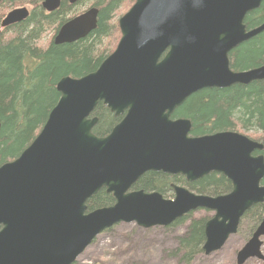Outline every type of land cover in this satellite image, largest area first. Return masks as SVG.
I'll list each match as a JSON object with an SVG mask.
<instances>
[{
	"label": "water",
	"instance_id": "95a60500",
	"mask_svg": "<svg viewBox=\"0 0 264 264\" xmlns=\"http://www.w3.org/2000/svg\"><path fill=\"white\" fill-rule=\"evenodd\" d=\"M5 0H0V3ZM62 0H44L51 12ZM75 4L79 0H69ZM264 0H136L119 18L121 39L93 72L57 83L60 98L32 143L0 166V264H74L105 230L119 223L170 226L201 209L203 252L220 250L244 214L264 203V144L237 131L191 136L190 119H172L190 96L264 80V65L236 71L231 52L264 32L249 13ZM27 7L7 13L3 28L25 21ZM95 7L74 16L54 38L73 43L97 28ZM102 102L122 120L104 137L94 134ZM2 124L0 122V133ZM196 182L215 172L232 184L210 196L173 185L174 198L133 190L148 172ZM112 206L88 210L100 190ZM264 217L238 251L237 262H264Z\"/></svg>",
	"mask_w": 264,
	"mask_h": 264
},
{
	"label": "trees",
	"instance_id": "16d2710c",
	"mask_svg": "<svg viewBox=\"0 0 264 264\" xmlns=\"http://www.w3.org/2000/svg\"><path fill=\"white\" fill-rule=\"evenodd\" d=\"M135 2L79 0L70 5L63 1L60 8L51 13L43 9L42 0H5L0 3V26L13 8L24 4L31 7L25 21L7 28L1 27L0 30V166L17 158L38 135L60 98L57 83L64 77L79 78L95 71L114 52L121 39L118 20ZM83 5L87 8L84 9ZM92 7L99 10L98 25L94 31L73 43H54L56 34L68 19ZM263 22L264 1L245 20L248 30ZM230 59L236 71L264 65V32L234 49ZM93 116L99 119L93 129L99 137L107 136L123 118L116 117L102 102ZM172 117L190 119L191 136L194 137L229 130L240 133L254 131L248 136L264 144V80L226 89H203L190 96L174 111ZM262 183L264 185V180ZM174 184L210 196L232 190L231 182L215 172L196 182H188L181 175L153 171L143 175L134 189L157 191L165 198H172ZM114 203L113 195L102 189L89 199L87 207L92 211ZM193 214H187L170 226L190 221L174 249L175 255L178 252L183 254V264H191L195 256L203 252L208 217L194 219ZM263 217L264 203H260L247 211L241 222L243 219L250 220L252 226L249 234L252 235Z\"/></svg>",
	"mask_w": 264,
	"mask_h": 264
},
{
	"label": "rangeland",
	"instance_id": "374dc122",
	"mask_svg": "<svg viewBox=\"0 0 264 264\" xmlns=\"http://www.w3.org/2000/svg\"><path fill=\"white\" fill-rule=\"evenodd\" d=\"M20 7L31 9L26 4L15 8ZM82 7L87 8L85 5ZM241 133L250 135L254 131ZM213 215V211L201 209L195 211L192 218L208 217L209 220ZM188 223L190 221L174 227L170 225L148 229L139 227L136 223H119L100 234L75 264H183V254L178 252L179 254L175 255L174 249L178 246L177 239L186 232ZM251 226L250 220L243 219L238 232L232 235L220 250L209 255L198 253L191 264H238V251L253 235L249 234ZM262 252L264 254V245ZM244 264L264 262L253 258Z\"/></svg>",
	"mask_w": 264,
	"mask_h": 264
},
{
	"label": "flooded vegetation",
	"instance_id": "af4514ba",
	"mask_svg": "<svg viewBox=\"0 0 264 264\" xmlns=\"http://www.w3.org/2000/svg\"><path fill=\"white\" fill-rule=\"evenodd\" d=\"M43 1H44V0H42V3H41V4H43ZM63 1L67 2V3L70 4V5H74V4L71 3L69 0H62V1H61V4H62ZM75 4H76V3H75ZM60 6H61V5H60ZM60 6H59L57 9H59ZM42 7H43V5H42ZM43 9H44V7H43ZM57 9H56V10H57ZM44 10H45L46 12H48V13H51V12L56 11V10H54V11L49 12V11H47L46 9H44ZM85 11H86V10H85ZM85 11H83V12H85ZM83 12H82V13H83ZM80 14H81V13H80ZM76 16H77V15H76ZM72 18H73V17H71L70 19H72ZM70 19H68L65 23H67ZM65 23H64V24H65ZM64 24H63V25H64ZM6 28H7V27H6ZM172 119H178V118H173V117H172ZM134 186H135V185H134ZM133 188H134V187H133Z\"/></svg>",
	"mask_w": 264,
	"mask_h": 264
},
{
	"label": "bare ground",
	"instance_id": "6f19581e",
	"mask_svg": "<svg viewBox=\"0 0 264 264\" xmlns=\"http://www.w3.org/2000/svg\"><path fill=\"white\" fill-rule=\"evenodd\" d=\"M183 182V181H182Z\"/></svg>",
	"mask_w": 264,
	"mask_h": 264
}]
</instances>
